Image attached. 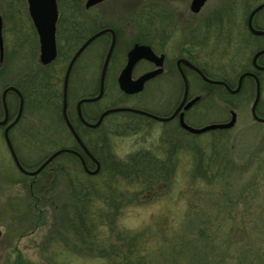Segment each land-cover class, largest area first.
<instances>
[{"label": "rangeland", "instance_id": "rangeland-1", "mask_svg": "<svg viewBox=\"0 0 264 264\" xmlns=\"http://www.w3.org/2000/svg\"><path fill=\"white\" fill-rule=\"evenodd\" d=\"M86 2L81 0L78 14L65 9L70 0H62L64 13L58 4L65 26L63 37L77 33L71 28L72 20L81 21L79 27L94 22L96 27L91 31L122 25L121 37L127 43L123 55L131 48L132 39L151 40L139 34V27L142 30L141 25L149 23L148 14L144 16L149 10L154 11L153 16H173L180 30L211 21L203 30L206 40L193 51V57L212 77L226 75L232 90L241 75L253 71V56L264 48V38L247 32V7L237 8L236 15L230 11L229 20L222 19L223 13L230 10L225 0H208L196 15L190 9L192 0H109L89 11L85 9ZM0 14L7 44L12 40L22 46L18 50L7 46L5 63L0 66V116L6 88L18 84L27 95L24 117L9 133L21 165L33 171L59 150L72 148L84 153L62 117L65 59L41 66L39 41L27 0H0ZM256 25L264 29V12L257 17ZM107 49L106 45H95L78 64L67 111L73 127L78 120L74 116L78 96L96 89L97 81L93 79L99 75ZM64 55L66 58L65 52ZM260 62L264 64V57ZM261 76L264 78V73ZM37 79L47 89L39 96L33 94L31 84ZM245 82L242 93L230 95L192 77V96L201 90L213 92L191 112L192 126L226 124L234 111V128L196 136L176 133L174 150L149 151L159 162L171 155L172 163L165 169L170 176L159 175L149 183L141 180L149 184V190L132 181H120L124 188L128 187V197H124L127 202L121 203L127 206L121 211L116 207L95 209L91 217L94 222H81L78 232L67 225L65 210L73 206L69 179L54 171L73 163L60 156L54 160L53 169L41 178L27 176L16 167L0 128V264H264V124L252 116L255 87ZM261 85L258 113L264 118V82ZM7 104L15 119L18 99L10 94ZM207 105L210 110L206 112ZM89 107L84 104L86 112ZM153 129L148 124L140 133L111 141L110 155L124 162L141 150L153 149L158 144ZM90 161L85 159L89 171L94 172L95 165ZM81 168L89 175L82 164ZM78 234L91 239L87 237V244H82Z\"/></svg>", "mask_w": 264, "mask_h": 264}, {"label": "flooded vegetation", "instance_id": "flooded-vegetation-1", "mask_svg": "<svg viewBox=\"0 0 264 264\" xmlns=\"http://www.w3.org/2000/svg\"><path fill=\"white\" fill-rule=\"evenodd\" d=\"M225 4L228 5V8H230V10H227L223 13L224 16L222 17V19H225L226 17V19L229 20L227 15L228 13L230 14V11L233 10V13L231 14L236 15L238 12L237 8L247 7L248 9L246 12L247 14L249 13L248 15V20H249L251 13L256 8H258L260 5L264 4V0H225ZM262 12H264V9L258 12L256 16L254 17L253 26L257 30L264 31V29L256 25V19L259 16V14H261ZM248 20H247V32L249 35H252V33L248 29ZM220 22L223 23L222 20ZM62 23H63V16L59 14L58 21H57V33H56L57 58L55 62L58 59V55H59L58 49L60 46L61 50L65 52L66 54L65 61L63 62L64 64L67 63L66 72L75 54L95 34H97L98 32L102 30L108 29V30L114 31L115 38H116L114 51H113L112 57L110 59V62L108 64V67L105 73H104L105 60H106V57L108 55V52L111 48V45L114 39V36L111 32L93 41L86 48V50L82 53V55L79 57V59L77 60V62L75 63V65L73 66L70 72V77L68 81V106H69V98H70V91H71L70 85H71V82L73 81V77L76 74V70L78 68V64L82 56L85 54V52H87L90 48L94 47L95 45L103 44V45L108 46V49H107L104 62L100 68V72L98 73L99 75L93 79V81L94 80L97 81L96 83L97 87L90 94H86V96H78L80 99L77 102V108H78V104L80 103V101L84 99L97 98L101 94L103 82H104V93L101 99H99L98 101L93 102V103H88L90 107L87 110V112L89 114L86 112L84 108V104L82 105V114H83L84 119L90 124L91 123L96 124L104 113L112 109L143 111V112L149 113L153 115L154 117L158 118V119H155L150 116L135 113L133 111H120V112L107 115L104 118L102 125L97 129H91L87 127L88 129L93 130V131H102L103 134L106 135V138L109 142L108 145L111 151L113 150L112 147L110 146L111 141H115L116 139L123 138L124 136L135 135L137 133H140L142 130H145L147 128L148 124L153 126L154 128L153 134L155 135V138L157 139V142H158V144L153 145L154 146L153 149H150L153 151V153L154 152L158 153V151H164V150H167V151L174 150L175 148L174 136L176 133L177 134L182 133L183 135H194L183 127V123L189 127H193V128L196 127V126H192L193 124L190 121L191 112L193 111L195 107L205 102L207 98L211 97L213 92L211 91L212 93H207L206 90H201L198 95L192 96V90H191V78L192 77H194L196 80L201 82L206 87L209 86L211 88L218 89L219 91H225L227 94L232 95L231 93H229L226 86L215 85V84L207 82L202 77L200 72L207 79L211 81H215V82L217 81L224 82L226 85H228L231 88V84H230L231 82L226 75L212 77L211 75L207 73L204 67H202L199 63L195 61V58L193 57L194 55L193 51L196 50L197 48H200L204 44V39L206 40V38H205V35H203V30L206 29V26L207 27L210 26L211 21H206V23L204 24L205 28L202 24H199L195 26V28L192 29L190 26H187L185 24L187 28L183 27L185 28V30H180V27L175 24L176 21L173 16H165V15L156 16L155 22L153 24L150 25V23L147 22L146 25H141L142 30H141V27H139L140 29L139 34L146 36L148 39H151V40L150 41L146 39L142 40L141 38H139V40L132 39V41H130L131 43L129 44L131 48L128 50V52H126L125 55H123L125 51L124 46L125 44L127 45V43L124 41L123 37H121L122 34L120 30V28L123 29L124 26L110 25L104 28H98L97 30H94L92 33H87L85 36L79 39L78 33L71 35L70 37H68V35L66 37H63V29L65 26H63ZM82 26L87 27L88 29L96 27L94 22H90V21L88 22V24L86 22V24H83ZM33 28L36 31L34 24H33ZM71 28L74 31V29L78 28V26L77 24H71ZM5 34H6L5 33V22L3 21L4 60L3 61L0 60V66H3V64L5 63L7 46L10 45L11 49L13 50H18V48L19 49L22 48V46H20L19 44L17 45V41L10 40L7 44ZM36 34H37V31H36ZM37 37H38V34H37ZM180 37H181V40L179 39ZM258 38H264V37H258ZM38 41H39V37H38ZM26 43L28 45L27 41ZM26 43L24 42L23 44L24 47H26ZM220 44H221V41L218 40L217 45H220ZM137 45L150 47L153 53L158 58L154 61H150L147 59H141L133 66L132 71H131V80L133 82H138L139 80L143 79L147 75H150V74H153V75L150 79L145 81L144 87L141 92L133 93V94H126L120 89V80L123 76L125 69L128 66L129 54ZM39 46H40V41H39ZM72 51H74L73 55L71 57H68V55ZM40 53H41V46H40ZM263 57L264 56H262L258 60V64L261 67H264V64L260 62ZM40 58L41 56L39 57V62L41 66H45V65H42ZM161 58H163V60H160ZM181 60H184L185 63L181 62ZM186 62L194 66L197 70L188 66ZM47 66H50V65H47ZM252 68H253V71H249V72L253 73L257 77L261 85L262 82H264V78H262L261 74L264 72L257 71L253 67V64H252ZM66 72H65V75H66ZM246 80L250 81L254 85L255 97H256V88H257L256 78L250 77V78H247ZM186 82H188V86H189L188 94H186ZM64 83H65V76L63 79V91L61 94L62 97H63V92H64ZM17 85L9 86V87L17 88L22 94V96L24 97V112H25L26 99L22 92V89ZM25 85H26V80L24 81L23 86ZM4 91H3V94H4ZM10 94L15 95L16 98L18 99V103H19L18 113H19L20 106H21V98L17 93L10 92L7 94V99ZM196 98H199V101L192 108L187 110L186 107L188 106V104L191 101L195 100ZM103 103L104 105H100ZM261 103H262V92H261L260 103L257 108L258 116H260V113H258V110H259ZM148 105H150V107ZM207 108H209L208 105L205 106L206 112L210 110V108L208 110ZM8 111H9L8 122L5 125H0V128L4 130V133L6 129L14 122V120L16 119L18 115L17 113L15 119H13L11 117L9 107H8ZM88 116H90V118ZM5 117H6V112L3 107V114L0 116V122L4 121ZM23 117H24V113H23ZM69 120H70V117H69ZM70 122L72 121L70 120ZM149 122H151L153 125L150 124ZM81 124L83 123L81 122ZM17 126L14 127L10 131V133L14 129H16ZM196 129H199V128H196ZM69 150H74V149L71 148ZM78 153L82 155L84 160L86 159L85 157L90 159L91 162L95 165V169L97 168L96 163L85 152L84 153L78 152ZM64 155H69V154H64ZM160 161L163 163V165H170L172 163L171 155L167 154V157H164ZM100 166H101L100 168V171H101L102 169L101 162H100Z\"/></svg>", "mask_w": 264, "mask_h": 264}, {"label": "water", "instance_id": "water-1", "mask_svg": "<svg viewBox=\"0 0 264 264\" xmlns=\"http://www.w3.org/2000/svg\"><path fill=\"white\" fill-rule=\"evenodd\" d=\"M108 0H87L86 4H85V9L86 10H91L105 2H107ZM157 1H163V2H176V1H180V0H157ZM28 5H29V14L30 17L33 21L34 27L37 31L38 37H39V41H40V46H41V63L42 65H50L52 64L56 58H57V49H56V33H57V21H58V17H59V11H58V5H57V0H27ZM208 2V0H192L191 3V12L193 14H199L202 9L204 8V6L206 5V3ZM262 9H264V4L260 5L258 8H256L250 15L249 20H248V29L249 31L252 33L253 36L255 37H264V31L261 30H257L254 28L253 26V21H254V17L256 16V14L258 12H260ZM111 32L114 36L113 39V43L111 45V48L108 52V55L106 57L105 60V64H104V73L107 70L108 64L110 62V59L112 57L113 51H114V47H115V42H116V38H115V34L112 30H102L100 32H98L97 34H95L93 37H91L80 49L79 51L75 54V56L73 57L68 71H67V75L65 78V83H64V93H63V110H62V116L63 119L70 131V133L72 134V136L74 137V139L76 140V142L79 144V146L84 150V152L97 164V170H95L94 172L89 171L86 162L84 160V158L82 157L81 154H79L76 151L73 150H69V149H62L59 150L57 152H55L54 154L51 155L50 158H48L39 168L37 171L35 172H28L26 171L23 166L21 165L18 156L13 148L9 133L10 131L20 122L23 112H24V98L22 96V94L20 93V91L15 88V87H9L4 91L3 94V100H4V108L6 111V117L5 120L0 122V125H5L8 122V108L6 105V97L7 94L10 92H15L17 93L20 97H21V106H20V110L19 113L16 117V119L14 120V122L6 129L5 131V140L7 143V146L11 152V155L14 159L15 165L16 167L25 175L30 176V177H37L39 176V174L46 168L48 167L50 164H52L54 162L55 159H57L58 157L64 155V154H73L76 155L84 169L86 170V172H88L90 175H97L100 172V164L99 162L96 160L95 157H93V155L89 152V150L87 149V147L84 145V142L82 141V139L80 138V136L78 135V133L76 132V130L74 129L73 125L71 124L69 117H68V81H69V75L70 72L73 68V66L75 65V63L77 62V60L79 59V57L82 55V53L86 50V48L96 39L106 35L107 33ZM264 56V49L258 51L254 57H253V67L260 72H264V67H261L258 65V60ZM158 57L153 53L152 49L148 46H135V48L131 51V53L129 54V63L127 68L125 69L123 76L120 80V89L126 93V94H133V93H139L142 91L143 87H144V83L145 81H147L148 79H150L152 77L153 74L147 75L146 77H144L143 79L139 80L138 82H133L131 80V71L133 66L140 61L141 59H147L150 61H154L156 60ZM0 60L3 61L4 60V43H3V20L2 17L0 16ZM160 60H163V58H161ZM184 62L185 61H181ZM186 64L188 66H190L191 68L196 69L194 66H192L191 64L187 63ZM197 70V69H196ZM199 71V70H198ZM200 72V71H199ZM200 74L202 75V77L209 83L215 84V85H224L226 86V88L228 89L229 93H231L232 95H237L240 93V91L242 90L243 87V83L244 80L250 77H254L257 80V88H256V98L254 101V104L252 106V116L254 118V120L258 123L264 124V118H261L258 116L257 114V108L258 105L260 103V99H261V85L260 82L258 81L257 77L251 73V72H246L243 75H241V77L239 78L238 81V85L237 88L235 90H232L228 85H226L224 82H215V81H211L209 79H207L201 72ZM189 91V86H188V82H186V94H188ZM104 93V82L102 85V89H101V94L97 97V98H90V99H84L82 101H80V103L78 104V108H77V112H78V116L80 121L84 124V126L91 128V129H97L99 128L102 123L104 118L107 115H110L112 113H116V112H120V111H133L135 113H139L142 115H146V116H150L152 118L158 119L156 117H154L153 115L143 112V111H137V110H124V109H112L107 111L106 113H104L102 115V117L100 118V120L96 123V124H90L88 123L82 114V105L86 104V103H93L98 101L99 99H101L102 95ZM199 101V98H196L195 100L191 101L188 106L186 107V109H190L192 108L197 102ZM232 114V118L230 120L229 123L226 124H213V125H209L206 126L204 128H200V129H196V128H192L187 126L186 124L183 123V127L189 131L190 133L194 134V135H201L207 132H211V131H217V130H229L234 128V126L237 123V114L233 111L231 112ZM160 120V119H159ZM167 121V120H165ZM2 238V232L0 231V239Z\"/></svg>", "mask_w": 264, "mask_h": 264}, {"label": "trees", "instance_id": "trees-1", "mask_svg": "<svg viewBox=\"0 0 264 264\" xmlns=\"http://www.w3.org/2000/svg\"><path fill=\"white\" fill-rule=\"evenodd\" d=\"M57 1L61 12L64 13L65 10L62 4V0ZM80 2L81 0H70V3L65 7V9H68V11L72 14L74 11H76V14H78L77 11L79 9ZM150 11L152 10L147 11L144 16L148 14V21L151 25L155 22L156 16H153L154 11ZM71 24H77L78 28L74 29V31L78 33L79 39L85 36L87 33L93 32L90 29L79 27L81 21L72 20ZM262 49L264 48L261 47L260 50ZM58 52L59 55L56 64L61 63L65 59L64 52L61 50L60 46ZM73 52L74 51H72L68 55V57H71L73 55ZM31 84L33 85V88L35 90L33 94L36 96L42 94L41 91L47 90L42 84V80L37 79ZM20 88L22 89V87ZM245 88L246 82L243 85L242 91ZM22 92L25 96V99L27 100V95L23 89ZM55 97L56 94L54 95V99ZM76 115L77 113L75 109L74 116ZM77 124L74 126L77 133L79 134L83 142L87 145L90 152L101 162L102 169L98 175H87L85 174V172H83V169L81 168V162L77 157L64 155L61 158L69 160L73 163V165L68 166L66 164H63L56 170H54L55 172L62 173L69 179L70 194H72L73 206L67 208L65 211L67 214V225H69V227H71V230L74 232H78L76 228L81 227V222H88L89 220L90 222H94L93 219H91V217H93L94 215V212L92 211L99 207L107 208L108 210L112 209V207H116L119 211H121L123 207L127 206L124 204L122 205L121 203L127 202L124 200V197H128V195H125L126 188L128 187L126 186L124 188L120 184V181L123 180V183L132 181L134 182V184H137L141 188L149 190L150 188H147L146 185H149L148 183L152 181L150 179H156V177L159 175L170 176L169 172H165L167 165H163L162 162H159L158 159H156L153 154H151L153 153L152 150H141V152L130 156L129 158L124 160V162H120L116 160V158H114L112 155H110L111 150L108 149L109 142L106 138V135H104L102 131H93L86 128L81 124L79 119L77 120ZM85 158L86 162L90 161L87 157ZM53 165L49 166L48 169H46L41 175L38 176V178L44 176L48 171L50 172V170L53 169ZM19 175L23 177L22 174L19 173ZM145 179L148 180V183L141 181ZM155 185L156 184H154L153 186ZM33 188L35 190V185H33ZM38 201H36V204L39 203ZM79 231H81V228ZM80 237L82 238V241L80 240L82 244H87L88 238H90L91 236L88 237L86 234H82L80 235ZM118 257H121V255H119ZM127 264H129V262Z\"/></svg>", "mask_w": 264, "mask_h": 264}, {"label": "bare ground", "instance_id": "bare-ground-1", "mask_svg": "<svg viewBox=\"0 0 264 264\" xmlns=\"http://www.w3.org/2000/svg\"><path fill=\"white\" fill-rule=\"evenodd\" d=\"M0 16H1V14H0ZM2 17V16H1ZM2 20L4 21V19H3V17H2ZM114 32V31H113ZM115 34V33H114ZM254 57V56H253ZM181 61H184V60H181ZM252 64H253V59H252ZM259 65V64H258ZM260 66V65H259ZM68 71V70H67ZM66 75H67V72H66ZM66 75H65V78H66ZM69 77H70V75H69ZM21 98V97H20ZM24 98V97H23ZM256 98V97H255ZM1 101H2V104H3V107H4V100H3V94H2V98H1ZM255 101V100H254ZM6 105H7V108H8V104H7V97H6ZM76 113H77V117H78V119H79V116H78V112L76 111ZM63 117V116H62ZM80 120V119H79ZM72 135V134H71ZM79 135V134H78ZM84 145L87 147V145L84 143ZM87 149L89 150V148L87 147ZM108 149H110L109 148V146H108ZM74 151V150H73ZM89 152H90V150H89ZM69 155H71V156H75V157H77L76 155H73V154H69ZM62 157V156H61ZM78 158V157H77ZM19 159V158H18ZM79 159V158H78ZM65 160H67V159H65ZM80 160V159H79ZM96 160L99 162V160L96 158ZM13 161H14V159H13ZM20 161V160H19ZM81 162V161H80ZM15 163V162H14ZM54 163H52V164H50L49 166H51V165H53ZM82 164V163H81ZM99 164H100V162H99ZM97 165V164H96ZM48 166V167H49ZM48 167H46L39 175H41L46 169H48ZM24 168V167H23ZM100 168H101V166H100ZM25 169V168H24ZM26 170V169H25ZM38 169H35V170H33V171H28V172H35V171H37ZM96 170H97V168H96ZM27 171V170H26ZM90 175V174H89ZM90 176H95V175H90Z\"/></svg>", "mask_w": 264, "mask_h": 264}]
</instances>
